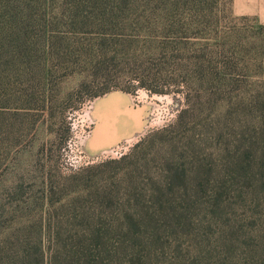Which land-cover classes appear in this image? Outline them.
I'll return each mask as SVG.
<instances>
[{
    "label": "rangeland",
    "instance_id": "374dc122",
    "mask_svg": "<svg viewBox=\"0 0 264 264\" xmlns=\"http://www.w3.org/2000/svg\"><path fill=\"white\" fill-rule=\"evenodd\" d=\"M227 3L206 0L195 11L183 0L170 12V21L180 19L181 27L169 28L173 34L166 43L173 45L177 36L188 49L168 53L164 67L156 65V56H146L153 71L139 70L141 80L120 71L107 76L129 87L108 93H123L132 107L143 110L144 130L100 153H91L87 145L99 121L96 102L107 92L86 94L81 84L90 79L91 69L85 62L53 58L47 79L41 56L31 57V66L22 65L30 75L18 65L10 72L7 65L0 236L7 230L38 249V224L51 218L60 223L69 246L81 240L86 248L99 235L89 256L102 259L98 264L235 263L244 241L252 243L250 231L264 223V208H257L249 179L235 171L228 156L229 149L251 136L252 123L264 113V100L255 107L246 104L248 93L264 83V29L253 19L233 15ZM158 27L155 15V22L116 27L113 38L125 37L144 51L148 35H160ZM89 29L86 43L96 38V29ZM209 58L219 64L217 77L234 80L227 93L209 84L202 68L190 66ZM26 92L31 100H18ZM44 191L52 194L49 201H43ZM136 193L145 196L137 200ZM31 221L37 223L34 229L13 230ZM151 224L157 226L151 229ZM44 236L48 250L47 232Z\"/></svg>",
    "mask_w": 264,
    "mask_h": 264
},
{
    "label": "trees",
    "instance_id": "16d2710c",
    "mask_svg": "<svg viewBox=\"0 0 264 264\" xmlns=\"http://www.w3.org/2000/svg\"><path fill=\"white\" fill-rule=\"evenodd\" d=\"M182 1L0 0V149L7 150V65L10 66V72L12 67L18 65V69L24 75H30L31 69L22 65L26 63L31 66V57L41 56L40 58L45 60L43 75L47 79L50 72L47 65L49 60L56 58L57 61H71L75 64L82 60L91 69L88 75L91 80L81 84L83 87L85 85V92L90 97L104 94L114 87L129 90L128 86L112 83L107 76L113 71H120V74H131L136 80H141L137 75L139 70L144 67L151 69L153 64L145 58L146 56H156V65L164 67L168 53L180 55L189 48L183 43L182 38L177 36L173 45L169 46L166 43L167 35L173 34V30L169 28L181 27L180 19L170 21V12L172 13L173 8H178ZM184 1L190 2L195 11L206 2V0ZM224 2H228L231 12V0ZM155 15L160 23L158 27L160 35L153 37L149 34L143 46L144 51H139L135 44L125 37L113 38L116 27H133L140 20L155 22ZM260 26L264 29L263 25ZM89 27L96 29L93 31L96 38L95 41L86 43L88 38L84 35L89 34L91 30ZM177 32L178 30L175 31L176 35ZM207 45L210 47V44ZM175 62L176 65L180 64L177 60ZM190 66L197 70L202 68L204 74L210 76L207 82L217 84L221 94L227 93L234 82L233 79L217 77L219 64L217 67L210 58L204 62L194 60ZM226 66L225 62L223 67ZM117 67H120V70H117ZM100 69H104L105 76L99 73ZM257 87L246 97L248 106L255 107L264 100V83ZM21 98H25L26 101L31 100L28 92L20 93L18 100ZM226 104L229 106V102ZM44 108H46L45 104ZM258 119L251 125L253 128L251 136L242 144L229 149L228 156L235 171L243 173L242 177L245 181L249 179L251 194L257 208L261 209L264 208V113L261 112ZM127 159L129 157H124L123 161ZM151 193L153 196L156 195L155 191L148 192ZM50 195H52L50 191H44L43 201H49ZM143 196L145 195L141 193L135 194L137 200ZM152 207H155L153 203L151 209ZM256 216L262 218L260 214ZM29 223L31 224L28 226L22 225L13 230H32L37 226L35 221ZM38 226L40 236L37 240L38 249L35 250L30 247V240L15 234L7 235V230H4L0 236V264H98L102 260L95 254H92L89 260L91 251L98 247L99 235H93L95 244L92 243L86 248L81 246V240L69 246L68 240L61 235L60 223L54 224L49 218L48 221L40 222ZM134 226L136 227V224ZM155 226L157 225L151 224L149 228L153 229ZM136 231L137 229H134V232ZM46 232L51 245L48 250L44 248ZM249 234L252 243L244 241L241 246L242 252H236L234 255L236 260L234 264L237 261L239 264H264V223L256 224ZM77 235L69 238H76Z\"/></svg>",
    "mask_w": 264,
    "mask_h": 264
},
{
    "label": "water",
    "instance_id": "95a60500",
    "mask_svg": "<svg viewBox=\"0 0 264 264\" xmlns=\"http://www.w3.org/2000/svg\"><path fill=\"white\" fill-rule=\"evenodd\" d=\"M96 108L99 121L87 145L91 153L110 149L123 140H134L144 130L143 110L132 107L130 99L123 93L107 92L98 99Z\"/></svg>",
    "mask_w": 264,
    "mask_h": 264
},
{
    "label": "crops",
    "instance_id": "0c3cea01",
    "mask_svg": "<svg viewBox=\"0 0 264 264\" xmlns=\"http://www.w3.org/2000/svg\"><path fill=\"white\" fill-rule=\"evenodd\" d=\"M231 13L264 26V0H231Z\"/></svg>",
    "mask_w": 264,
    "mask_h": 264
},
{
    "label": "bare ground",
    "instance_id": "6f19581e",
    "mask_svg": "<svg viewBox=\"0 0 264 264\" xmlns=\"http://www.w3.org/2000/svg\"><path fill=\"white\" fill-rule=\"evenodd\" d=\"M137 137V136H136Z\"/></svg>",
    "mask_w": 264,
    "mask_h": 264
}]
</instances>
